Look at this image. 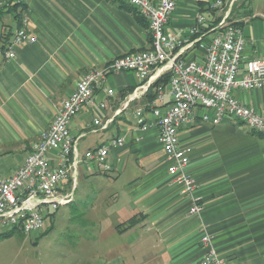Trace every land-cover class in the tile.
Returning <instances> with one entry per match:
<instances>
[{
    "label": "crops",
    "instance_id": "obj_1",
    "mask_svg": "<svg viewBox=\"0 0 264 264\" xmlns=\"http://www.w3.org/2000/svg\"><path fill=\"white\" fill-rule=\"evenodd\" d=\"M207 1L178 0L167 30L193 39L196 14L205 12ZM3 2L0 171L9 176L25 163L32 145L85 74L149 49L152 38L148 22L120 0H15L20 3L16 10ZM226 6L230 21L242 28L246 39L245 59L264 58V0H227ZM223 13L212 17L220 20ZM25 16L37 42L15 47L16 57L8 60L5 52ZM182 58L201 61L202 52L195 45ZM138 85L133 72L108 74L95 89L94 104L70 122L81 156L78 186L81 178L90 179L94 187L102 185L95 187L86 211L92 259L79 264H200L206 252L201 245L203 227L231 264H264V137L228 118L214 126L200 113L193 125L181 128L180 142L190 149L188 169L197 181L195 195L202 207L191 215V201L172 183L157 128L142 131L136 126L134 111L147 106L146 96L125 108L131 94L126 93ZM235 96L264 113V89L236 91ZM95 120L101 124L95 125ZM121 136L126 144L111 150L112 171L105 173L84 159L88 151ZM50 160L57 164L55 152ZM139 216L143 218L136 226L117 232L119 224Z\"/></svg>",
    "mask_w": 264,
    "mask_h": 264
},
{
    "label": "built area",
    "instance_id": "obj_2",
    "mask_svg": "<svg viewBox=\"0 0 264 264\" xmlns=\"http://www.w3.org/2000/svg\"><path fill=\"white\" fill-rule=\"evenodd\" d=\"M13 1L4 0L2 5ZM120 1L137 10L148 22L151 47L125 54L104 70L85 74L72 95L59 105L51 126L32 145L25 163L9 176L0 171V229L17 228L26 235L38 234L51 214L74 201L81 156L77 140L69 129L70 122L85 106L94 104L95 89L110 73H135L139 85L125 102L128 108L132 101L145 97L162 75L171 72L169 85L159 87L154 101L138 107L134 118L142 131L157 128L172 183L191 201V215H198L202 207L195 195L197 181L188 169L190 149L180 142L181 128L193 125L200 113L206 123L218 126L228 118L264 137V113L235 96L236 91L264 89V58L245 59L246 39L242 28L230 21V8L224 9L227 0L207 1L206 13L196 14V23L191 29L193 39H184L167 30L178 0ZM218 11L224 13L217 22L212 16ZM28 20L25 16L22 27L15 32L5 52L6 59L16 57L15 47L37 42L26 28ZM195 45L202 52L201 61L182 58ZM106 91L109 96L114 95L112 89ZM100 107L105 108L106 104L101 103ZM94 123L101 124L100 120ZM125 144V137H117L107 145L88 151L84 159L108 173L112 171L111 150L123 148ZM51 152L56 153L55 166L51 164ZM201 245L206 252L200 264H231L217 252L206 227L202 228Z\"/></svg>",
    "mask_w": 264,
    "mask_h": 264
},
{
    "label": "rangeland",
    "instance_id": "obj_3",
    "mask_svg": "<svg viewBox=\"0 0 264 264\" xmlns=\"http://www.w3.org/2000/svg\"><path fill=\"white\" fill-rule=\"evenodd\" d=\"M93 187L90 179L81 178L75 190L76 200L48 217L42 232L26 235L15 229L13 236L1 239L0 264H79L92 259L93 249L86 242L91 237L86 211L91 206L90 197L96 194ZM12 229L1 228L0 233Z\"/></svg>",
    "mask_w": 264,
    "mask_h": 264
},
{
    "label": "trees",
    "instance_id": "obj_4",
    "mask_svg": "<svg viewBox=\"0 0 264 264\" xmlns=\"http://www.w3.org/2000/svg\"><path fill=\"white\" fill-rule=\"evenodd\" d=\"M20 6V3H15L14 1L13 2H10L9 3V7H10V10H16L18 9ZM218 22V20H217ZM22 27V19L20 20V26L18 29H20ZM15 34V33H14ZM13 34V35H14ZM14 37V36H13ZM152 42V40H151ZM6 49V47H5ZM170 79H171V72H167L165 73L164 75H162L150 88L149 92L147 93L146 95V98H147V102L146 104H150L152 101H154V99L156 98V92H157V89L159 87H167L169 85V82H170ZM134 91V88L133 89H130L126 95H128V93H132ZM72 182V180H70L68 182V187H70V183ZM56 213V212H55ZM55 213L51 214L49 217H52V216H55ZM142 216H139V217H133L131 218L130 220H128L127 222H124L122 224H119L116 229H117V232L118 233H125L126 231H128L130 228L136 226L138 223L141 222L142 220ZM17 229V228H13L12 230L8 231V232H3V233H0V240L1 239H4V238H7V237H11L13 236L14 234V230Z\"/></svg>",
    "mask_w": 264,
    "mask_h": 264
}]
</instances>
